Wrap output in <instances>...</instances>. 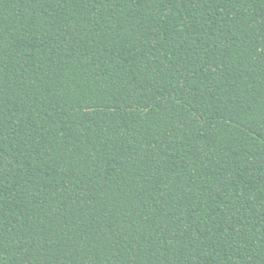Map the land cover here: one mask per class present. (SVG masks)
<instances>
[{"label": "trees", "instance_id": "1", "mask_svg": "<svg viewBox=\"0 0 264 264\" xmlns=\"http://www.w3.org/2000/svg\"><path fill=\"white\" fill-rule=\"evenodd\" d=\"M0 264H264V0H0Z\"/></svg>", "mask_w": 264, "mask_h": 264}]
</instances>
